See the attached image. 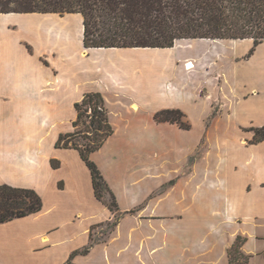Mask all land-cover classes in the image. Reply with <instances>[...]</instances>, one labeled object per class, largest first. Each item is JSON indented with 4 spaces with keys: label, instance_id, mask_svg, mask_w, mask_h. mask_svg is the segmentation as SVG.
<instances>
[{
    "label": "crops",
    "instance_id": "crops-1",
    "mask_svg": "<svg viewBox=\"0 0 264 264\" xmlns=\"http://www.w3.org/2000/svg\"><path fill=\"white\" fill-rule=\"evenodd\" d=\"M71 15H78L80 59L72 48H52L53 40L35 27L23 31L22 39L18 32L0 31L2 44L20 45L15 62L11 48H0V185L34 189L43 199L40 213L0 224V264H230L238 237L246 239L242 251L253 263L261 255L255 243L264 240V142L250 143L248 129L264 126V82L256 78L262 71L245 66L257 62L264 42L226 41L233 64L224 92L213 93L214 80L207 100L197 41L172 56L165 52L177 44L166 50L86 49L83 18ZM7 16L71 17L0 18ZM244 43L247 50L239 55ZM186 60L195 62L193 71H186ZM90 92L103 94L115 129L92 155L121 214L105 240L95 239V230L112 224L116 214L96 198L79 152L55 148L60 134L74 131L75 103ZM214 100L222 114L203 128L195 117L210 113ZM166 109L180 110L194 123L184 129L158 122L156 113ZM204 131L214 150L186 171ZM68 157L80 172L68 171ZM52 160L60 167L54 169ZM60 196L74 207L62 209L59 222ZM92 241L91 250L81 253Z\"/></svg>",
    "mask_w": 264,
    "mask_h": 264
},
{
    "label": "trees",
    "instance_id": "trees-1",
    "mask_svg": "<svg viewBox=\"0 0 264 264\" xmlns=\"http://www.w3.org/2000/svg\"><path fill=\"white\" fill-rule=\"evenodd\" d=\"M8 14H79L86 49H169L182 41L203 39H251L255 46L264 42V0H0V16ZM75 110L73 126L83 125L84 129L60 134L55 148L79 152L91 172L96 198L116 214L108 225L113 229L121 217L117 198L92 159L115 133L109 109L102 93L90 92L75 103ZM185 117L175 109L155 115L158 122L190 129ZM248 131L253 133L250 143L264 142V126ZM51 164L54 169L60 167L58 161ZM42 209L43 199L36 190L0 185V224L36 215ZM245 242L238 237L229 250L230 264H249L250 256L242 251ZM93 246L92 241L80 252L87 254Z\"/></svg>",
    "mask_w": 264,
    "mask_h": 264
},
{
    "label": "rangeland",
    "instance_id": "rangeland-1",
    "mask_svg": "<svg viewBox=\"0 0 264 264\" xmlns=\"http://www.w3.org/2000/svg\"><path fill=\"white\" fill-rule=\"evenodd\" d=\"M71 16L69 19L70 21L68 22V19L66 20H61L58 18H53V17H43V18H35V17H30V18H26V17H18V16H7L3 19L0 20V31H15L18 32L17 36L18 39H22L23 38V31H28L27 28L31 27V26H45V27H56L57 29L62 28L63 25L68 26L67 32H69L68 36L70 38V42L71 45L69 46V48H65L67 49H71L69 52L71 55L74 56V58L76 59H80L79 58V49H80V45H82L81 43V37H80V29H79V24H77V17L78 15H69ZM53 19V20H52ZM74 24H72V23ZM58 32H56V35ZM51 36L52 40H55L54 38H56V35H52L49 34ZM60 43L59 42H54V44H56L55 46H63L61 39ZM15 40H9V42H7V45H4L0 42V48H2L1 45L5 46V48L8 50H11V55L15 53V51L20 49V45L17 42H14ZM200 41V40H199ZM197 41L196 43H199V45L195 46L194 48H198L196 49L197 52L199 54H201V61H202V75H203V82H205L203 85H205L203 87V91H202V96L204 99L209 98L210 96V87L212 86V83L214 80H216L217 82V88L216 90L213 92L216 96L219 95V93H223L224 88H225V83H226V79H227V71L228 68L233 64V62H231V57H232V52L230 51V48H228L226 45L229 44V42L226 41ZM194 41L188 42V41H182L179 44L183 45V47H181L180 49H183L185 46H189L192 45ZM227 43V44H226ZM245 43L242 44L239 47V55L240 53H243L245 50H247L245 48ZM28 48L30 49V51L32 52V48L31 46L28 45ZM56 48V47H55ZM42 49V48H41ZM44 49H42L43 51ZM251 50H254V48H252ZM250 50V51H251ZM250 53V52H249ZM248 53V54H249ZM259 57L256 59L257 62L255 63H251V64H247L245 66V68H247L248 70H250V68H254L256 71H262L261 75H257L256 78L260 80L261 83L264 82V45L260 46V50H259ZM8 54V52H7ZM175 53L172 54H168L167 55H174ZM17 54L12 55L11 56V61L13 60V62H15L16 60L19 61V58L16 57ZM43 60L46 61L47 63H49L48 57L45 54V52H43ZM54 55V54H53ZM86 55V52H85ZM49 56V55H48ZM53 57H57L56 55H54ZM234 58V57H233ZM77 67L82 68V64L77 65ZM207 68V70L205 71V69ZM210 70V71H209ZM243 71H246L245 69H243ZM214 95V97H215ZM215 102H213L212 107H211V111L210 113H205V111H203L202 114H200L199 116L195 117L194 122L195 123H199L203 128H206V126H209L213 123H217L219 120V116L222 114V109H221V103L217 102V100H214ZM185 121L191 125V123H194L191 119L187 118L185 119ZM84 129L83 125H80L79 127L75 128L73 132H78L80 130ZM73 132H69V133H73ZM123 134V133H121ZM215 137L217 136V133H214ZM120 135V133H119ZM51 137V135H49V138ZM48 138V139H49ZM121 138V135L119 136V139ZM49 141V140H47ZM83 140H81L82 142ZM49 143V142H48ZM115 143V142H114ZM210 137H209V132L208 131H204L203 132V138H202V143L201 146L195 151V153L193 154V156L190 159V163L188 164V166L186 167V171H189L192 167V165L194 164V160L197 159H202L204 155H208L210 153L211 150H214L212 147H210ZM120 150H122V148H120ZM124 153V152H123ZM100 155H103L102 153H100ZM67 162V167L69 168L68 171L70 172L71 170H76L78 172H80V169L78 168V164L72 159V157H68L66 159ZM201 161V164L203 166V168H207V163H204ZM70 190V189H69ZM69 192V191H67ZM64 196H60L59 198H61V201L58 202V206L59 208V217L57 218V221H62L61 216H60V212L62 211V209L64 210L63 213L66 212H71L73 209V202L71 201V199L69 197L66 196V199H62ZM109 197V196H108ZM107 197V200H108ZM85 199V197H84ZM87 199H85L86 201ZM66 210V211H65ZM56 217L58 214H54ZM120 216V214H118ZM111 224V223H109ZM106 231V234H103V232ZM111 228L107 225L103 226V228L100 229H96L95 233H94V237L95 239H107L109 234H110ZM255 248L257 251L261 252L260 256L254 257V261L252 263V261H250V264H264V240H260L259 242L255 243Z\"/></svg>",
    "mask_w": 264,
    "mask_h": 264
},
{
    "label": "bare ground",
    "instance_id": "bare-ground-1",
    "mask_svg": "<svg viewBox=\"0 0 264 264\" xmlns=\"http://www.w3.org/2000/svg\"><path fill=\"white\" fill-rule=\"evenodd\" d=\"M31 27H35V29L37 31H41V34L43 37H49L50 39H51V36L49 34L52 33V35H56V32H58L57 33L58 35H56V38H54L55 40H53V41L60 43L59 39H61V42H62L64 48H69V46L71 45L70 38L68 36L69 32H67L68 26L63 25L62 28H60V29H57L56 27H45V26H39V25L31 26ZM31 27H29V28H31ZM66 27H67V29H66ZM29 28H27V29H29ZM191 41H194V40H188V42H191ZM195 41H199V40H195ZM202 41H204V39ZM205 41H209V40H205ZM55 45L56 44H54L52 48H55ZM181 47H183V45H180L177 43L175 48H173L172 50H168V52H165V53L172 54V53H174V51H176L177 49L179 50ZM184 67H185L186 71L191 72L196 68V65H195V62L193 60H186Z\"/></svg>",
    "mask_w": 264,
    "mask_h": 264
}]
</instances>
